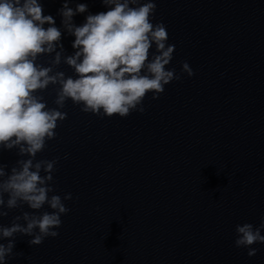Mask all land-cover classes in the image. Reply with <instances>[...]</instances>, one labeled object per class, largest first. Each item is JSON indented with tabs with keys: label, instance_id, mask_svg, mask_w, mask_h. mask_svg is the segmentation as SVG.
<instances>
[{
	"label": "clouds",
	"instance_id": "1",
	"mask_svg": "<svg viewBox=\"0 0 264 264\" xmlns=\"http://www.w3.org/2000/svg\"><path fill=\"white\" fill-rule=\"evenodd\" d=\"M101 2L107 11L89 12L77 25L74 17L88 12V5L77 3L73 8L63 0L61 25L74 37V52L64 57L74 75L66 76L61 71L53 73L52 64L61 63L57 47L63 48V33L55 18L44 14L41 0H0V151L15 149L19 157L11 168L0 163V217L8 215L4 209L27 206L32 210L15 216L10 225L0 224V239L7 240L0 243V264L12 255L17 233L39 245L44 238L58 235L54 229L69 211L64 200L71 199V194L63 199L50 195L55 192L57 160L36 159L47 141L55 138L58 121L66 118L59 110L66 101L82 105L84 112L126 117L134 110L144 111L142 102L149 92L156 98L171 81L180 79L175 69L167 67L175 46L168 44L166 26L152 22L153 0ZM52 53L50 65L38 62L40 56ZM182 72L193 75L187 62ZM50 85L57 86V107H48L41 95ZM45 205L51 211L41 212ZM21 219L25 224L17 222ZM262 229L264 220L258 227L238 224L235 246L248 248L247 255L255 256L257 250L251 246L264 244Z\"/></svg>",
	"mask_w": 264,
	"mask_h": 264
}]
</instances>
